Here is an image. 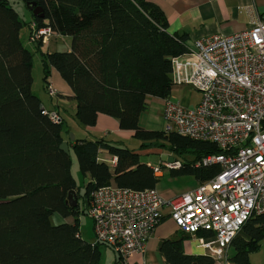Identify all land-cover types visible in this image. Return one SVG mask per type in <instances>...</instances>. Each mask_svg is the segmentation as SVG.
I'll return each mask as SVG.
<instances>
[{
	"label": "trees",
	"instance_id": "1",
	"mask_svg": "<svg viewBox=\"0 0 264 264\" xmlns=\"http://www.w3.org/2000/svg\"><path fill=\"white\" fill-rule=\"evenodd\" d=\"M21 1L42 8V17L30 12L31 22L70 36L66 51L42 52L40 42L34 44L44 89L53 67L73 92L79 124L92 127L104 114L117 119L120 129L132 131L142 146L164 139L170 150L192 154L188 160L175 159L181 165L169 169L171 176L190 175L202 183L220 171L217 163L196 165L208 154L224 152L214 143L139 125L146 98L170 94V58L189 48L184 35L167 31L158 5L148 0ZM23 24L8 0H0V264H99V244L80 237L77 206L65 203L69 191H76L70 154L59 147L67 127L62 118L52 121L32 93V54L20 39ZM75 141L78 167L90 176L86 201L94 189L108 184L155 187L158 176L133 149L103 137ZM101 150L116 157L113 165L98 159ZM54 213L73 221L54 224ZM263 237L264 215L251 217L232 240L235 252L228 261L249 264V254ZM184 238L162 241L168 264H217L206 254L186 253Z\"/></svg>",
	"mask_w": 264,
	"mask_h": 264
},
{
	"label": "built area",
	"instance_id": "2",
	"mask_svg": "<svg viewBox=\"0 0 264 264\" xmlns=\"http://www.w3.org/2000/svg\"><path fill=\"white\" fill-rule=\"evenodd\" d=\"M53 34L49 26L30 23L29 41L40 42L41 47ZM170 63L172 85H189L201 97L194 107L165 98L163 131L214 143L224 152L208 154L196 165L217 163L221 169L170 198L155 188L97 187L86 205L93 221V243L112 248L122 264H129L144 250L165 213L189 236L192 249L217 264H231L232 240L251 217L264 215V19L230 35L196 39ZM47 90L55 95L51 87ZM47 114L60 121L57 112ZM115 161L112 156L111 162ZM180 165L177 160L163 162L168 169ZM150 166L159 175L160 168Z\"/></svg>",
	"mask_w": 264,
	"mask_h": 264
},
{
	"label": "crops",
	"instance_id": "3",
	"mask_svg": "<svg viewBox=\"0 0 264 264\" xmlns=\"http://www.w3.org/2000/svg\"><path fill=\"white\" fill-rule=\"evenodd\" d=\"M148 1L158 5L164 13L168 24L167 31L170 34L184 35L188 39L189 43L196 39L215 34L230 35L251 27L259 19H264V0ZM30 23L31 19L29 21V26ZM48 45L49 41L47 46L40 47V50L42 52H49ZM47 81L48 87H51L55 91V95L51 96L54 97V104H52V108L47 111L57 112L60 118L65 121V125L68 130L66 129L64 132V141L68 143L69 153L72 150V145L76 142L75 139H94L103 137L112 142L116 141L122 145H125L124 140L129 139L132 136V131L122 130L118 127L117 119L104 114H99L97 116L96 124L92 127H84L79 123H75L74 126L70 125L67 122L65 115H67L68 105H71L76 110V101L74 99L72 90L53 67L50 68V75L47 78ZM149 97L146 98V102ZM75 110H72V112L74 111V114ZM71 134L73 135L72 139L70 138ZM98 156L99 160H103L109 165L114 164L111 162L112 155L106 151L101 150L98 153ZM168 156L169 155H166L164 157L165 160L162 159L161 156L158 165L150 164L149 161L145 162L148 165L157 166L160 168V173L157 175L158 178L162 176L161 167H163V162L166 161ZM140 161L143 162L142 160ZM72 164L73 162L71 160V165ZM197 184L198 182L195 180V185L190 189L194 188ZM154 188L165 198H170L177 195V192H175L165 183H156ZM52 216H54L56 224L62 222L71 223L73 221V219L69 218V216L63 218L56 213H54ZM81 233L82 232L79 230V235L82 238L83 236ZM187 236L188 235L181 232L175 225L174 221L164 213L161 221L148 235L144 244V250L140 253L134 254L129 259V264H168L164 254L160 250L162 241L164 239H178L180 237L186 238ZM87 241L92 242L90 240ZM184 251L190 254H201L195 249H192L191 246H189L187 249H184ZM116 260H118V256Z\"/></svg>",
	"mask_w": 264,
	"mask_h": 264
},
{
	"label": "rangeland",
	"instance_id": "4",
	"mask_svg": "<svg viewBox=\"0 0 264 264\" xmlns=\"http://www.w3.org/2000/svg\"><path fill=\"white\" fill-rule=\"evenodd\" d=\"M9 4L16 10L19 18L23 21V25L20 29V39L22 44L31 52L32 54V66H31V76L32 93L38 96L42 102V106L49 110L54 104V97H51L48 90H45L42 82V66L40 60V52L36 48V45L29 41V23L31 19V13L21 0H8ZM70 46V36L53 34L49 39L48 50L49 51H66L69 50ZM172 100L180 103L183 106L194 107L200 100L201 93L189 85H175L171 86V91L168 96ZM167 98V97H166ZM165 98H157L150 96L147 99V107L139 116V125L144 129L163 131V120H162V108ZM75 110L71 105L67 106V115L65 118L67 122L74 126L77 122L75 114L72 112ZM79 125V124H78ZM124 144L133 149L139 154L140 160L143 162L149 161L150 164L158 165L162 155H169L173 159L179 161L188 160L192 157L190 153H177L169 149V143L164 139L156 140L153 144L140 145V141L134 139L132 136L129 139L124 140ZM70 157L73 162L71 165V174L74 178L76 184V191L78 194L77 198V209H78V227L83 236V239L95 241L93 237V221L86 213L87 201L85 199V182L90 179L88 174H83L78 167L77 160L75 157L74 150L70 151ZM162 176L158 178L157 184L165 183L170 186L177 195L189 190L195 185V180L190 175H178L171 176L169 169L167 167H161ZM69 218H72L69 216ZM73 219V218H72ZM52 223H55L54 216H51ZM245 236V235H244ZM190 238L186 237L183 239L182 245L184 249L190 246ZM100 250V260L99 264L112 263L117 258V253L112 248L105 246L104 244H99ZM235 252L234 248L230 246L229 255H233ZM249 264H264V237L259 243V247L249 254Z\"/></svg>",
	"mask_w": 264,
	"mask_h": 264
},
{
	"label": "water",
	"instance_id": "5",
	"mask_svg": "<svg viewBox=\"0 0 264 264\" xmlns=\"http://www.w3.org/2000/svg\"><path fill=\"white\" fill-rule=\"evenodd\" d=\"M25 6L27 7V9L33 14V16H38V17H42V8L38 5H36L35 2H26ZM70 138H73V135H70ZM60 149H62L65 153L69 154V149H68V143L65 141H62L60 143ZM166 155H162V159H164ZM165 160V159H164ZM174 159L171 156H168L166 161L167 162H172ZM77 198H78V194L76 193L75 190H71L69 191L68 195H67V199L65 201V203L70 206V207H76L77 206ZM117 264H122L121 262H118Z\"/></svg>",
	"mask_w": 264,
	"mask_h": 264
}]
</instances>
